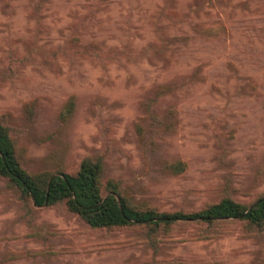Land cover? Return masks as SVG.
Segmentation results:
<instances>
[{
    "label": "rangeland",
    "instance_id": "1",
    "mask_svg": "<svg viewBox=\"0 0 264 264\" xmlns=\"http://www.w3.org/2000/svg\"><path fill=\"white\" fill-rule=\"evenodd\" d=\"M146 113L169 130L153 135ZM1 114L31 173L100 157L161 211L249 203L264 194V0H0ZM198 228L154 248L62 208L30 215L0 180V264H264V235Z\"/></svg>",
    "mask_w": 264,
    "mask_h": 264
},
{
    "label": "trees",
    "instance_id": "2",
    "mask_svg": "<svg viewBox=\"0 0 264 264\" xmlns=\"http://www.w3.org/2000/svg\"><path fill=\"white\" fill-rule=\"evenodd\" d=\"M73 99L59 113L65 121L73 111ZM31 113V106L26 105ZM150 131L169 130L162 120L146 113ZM142 127L137 126L140 140ZM25 148L17 144L7 125L6 114L0 115V180L6 182L16 201L28 214L39 208H62L77 217L91 231L138 229L148 245L157 247L159 239L171 237L181 226L197 225L195 240L214 237L226 224L242 226L245 237L264 235V194L249 203H241L228 195L207 202L199 209L161 211L146 203L136 202L123 183L103 177L104 161L100 157H85L71 172L65 170H27ZM174 173L185 169L176 162L167 166Z\"/></svg>",
    "mask_w": 264,
    "mask_h": 264
}]
</instances>
